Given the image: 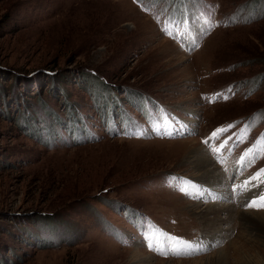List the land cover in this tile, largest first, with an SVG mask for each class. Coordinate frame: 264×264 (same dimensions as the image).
Returning a JSON list of instances; mask_svg holds the SVG:
<instances>
[{"label":"rangeland","instance_id":"rangeland-1","mask_svg":"<svg viewBox=\"0 0 264 264\" xmlns=\"http://www.w3.org/2000/svg\"><path fill=\"white\" fill-rule=\"evenodd\" d=\"M187 1L0 0V264H264V0Z\"/></svg>","mask_w":264,"mask_h":264},{"label":"bare ground","instance_id":"bare-ground-1","mask_svg":"<svg viewBox=\"0 0 264 264\" xmlns=\"http://www.w3.org/2000/svg\"><path fill=\"white\" fill-rule=\"evenodd\" d=\"M196 153L198 154L199 152L197 151ZM197 154L195 155L196 156V159L194 160V163H196L198 165V167L200 169V172H202L203 175L206 176L207 178L210 176V178H214V179L217 180L220 177V175L217 172V169L212 168V162H211V160L208 157L206 158V157H203L201 155L198 156ZM259 215L264 216V213H260ZM135 253L140 254L138 252H135ZM148 256H150V255L148 254ZM222 256H220L219 258L220 259H223Z\"/></svg>","mask_w":264,"mask_h":264}]
</instances>
